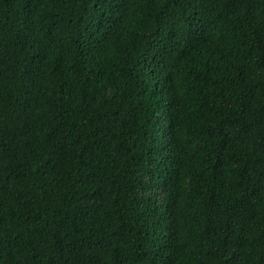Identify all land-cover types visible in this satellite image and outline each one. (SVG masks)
I'll return each instance as SVG.
<instances>
[{
	"label": "trees",
	"instance_id": "obj_1",
	"mask_svg": "<svg viewBox=\"0 0 264 264\" xmlns=\"http://www.w3.org/2000/svg\"><path fill=\"white\" fill-rule=\"evenodd\" d=\"M0 264H264V0H0Z\"/></svg>",
	"mask_w": 264,
	"mask_h": 264
}]
</instances>
